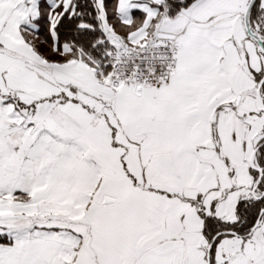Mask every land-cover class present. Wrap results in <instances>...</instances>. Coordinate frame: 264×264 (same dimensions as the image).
<instances>
[{
	"label": "snow or ice",
	"instance_id": "1",
	"mask_svg": "<svg viewBox=\"0 0 264 264\" xmlns=\"http://www.w3.org/2000/svg\"><path fill=\"white\" fill-rule=\"evenodd\" d=\"M0 264H264V0H0Z\"/></svg>",
	"mask_w": 264,
	"mask_h": 264
}]
</instances>
